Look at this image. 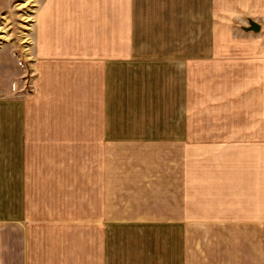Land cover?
Masks as SVG:
<instances>
[{"label": "crops", "instance_id": "0c3cea01", "mask_svg": "<svg viewBox=\"0 0 264 264\" xmlns=\"http://www.w3.org/2000/svg\"><path fill=\"white\" fill-rule=\"evenodd\" d=\"M134 3L47 4L0 96V264H264V51L170 66Z\"/></svg>", "mask_w": 264, "mask_h": 264}, {"label": "rangeland", "instance_id": "374dc122", "mask_svg": "<svg viewBox=\"0 0 264 264\" xmlns=\"http://www.w3.org/2000/svg\"><path fill=\"white\" fill-rule=\"evenodd\" d=\"M50 1L0 0V96L29 91L37 30ZM134 1L133 13L139 35L163 36V43L152 41L144 45L153 53L159 51L160 58L165 54L170 66L173 56L189 54L191 62H206V73L211 80L218 73L214 72L213 64L226 61V56H230L229 61L240 62L244 61L240 58L243 51H264V5L259 8L261 0ZM250 21L260 26L258 32L249 30ZM249 58L244 72L241 69L235 72L232 65L233 70L227 69L223 75L240 76L241 72L242 76L248 75ZM167 75L160 73L159 82H167ZM166 92L169 91L160 90V94ZM160 111L163 113L161 122H167L165 106H161ZM197 239L198 235L190 236L193 262L199 253Z\"/></svg>", "mask_w": 264, "mask_h": 264}, {"label": "water", "instance_id": "95a60500", "mask_svg": "<svg viewBox=\"0 0 264 264\" xmlns=\"http://www.w3.org/2000/svg\"><path fill=\"white\" fill-rule=\"evenodd\" d=\"M249 30L253 32H258L260 30V26L254 22L250 23Z\"/></svg>", "mask_w": 264, "mask_h": 264}]
</instances>
